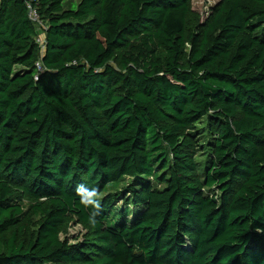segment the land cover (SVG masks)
<instances>
[{
  "label": "trees",
  "instance_id": "16d2710c",
  "mask_svg": "<svg viewBox=\"0 0 264 264\" xmlns=\"http://www.w3.org/2000/svg\"><path fill=\"white\" fill-rule=\"evenodd\" d=\"M191 1L0 0V264H264V0Z\"/></svg>",
  "mask_w": 264,
  "mask_h": 264
},
{
  "label": "rangeland",
  "instance_id": "374dc122",
  "mask_svg": "<svg viewBox=\"0 0 264 264\" xmlns=\"http://www.w3.org/2000/svg\"><path fill=\"white\" fill-rule=\"evenodd\" d=\"M220 1L221 0H192L191 1L192 16L190 18V25L193 24V21L195 22L197 17H201L202 20L209 17L214 11L215 6ZM43 25L45 26L44 23ZM86 233H87V229L78 221L72 219L67 229L62 234V238H67L71 243H76L81 241Z\"/></svg>",
  "mask_w": 264,
  "mask_h": 264
},
{
  "label": "clouds",
  "instance_id": "9594fccd",
  "mask_svg": "<svg viewBox=\"0 0 264 264\" xmlns=\"http://www.w3.org/2000/svg\"><path fill=\"white\" fill-rule=\"evenodd\" d=\"M77 193L81 198V202L92 210L89 215V221L94 224L96 222L95 217L100 215L102 211V197L99 190L96 188L88 189L81 184L77 186Z\"/></svg>",
  "mask_w": 264,
  "mask_h": 264
},
{
  "label": "built area",
  "instance_id": "2783aa9c",
  "mask_svg": "<svg viewBox=\"0 0 264 264\" xmlns=\"http://www.w3.org/2000/svg\"><path fill=\"white\" fill-rule=\"evenodd\" d=\"M32 1L33 0H26L28 7H29V16L38 25V29H37L38 34H37L35 40H36V43H38V45L40 46V48L42 50L41 51L42 52L41 55H42L44 48H45V42H46L45 26L43 25V21L40 18V15L37 11V8L32 5ZM40 32H41V34H40ZM36 66H37L38 71H43L44 68H43L40 60L37 61Z\"/></svg>",
  "mask_w": 264,
  "mask_h": 264
}]
</instances>
